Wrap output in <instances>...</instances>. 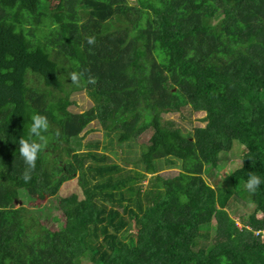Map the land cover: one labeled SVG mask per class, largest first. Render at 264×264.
Masks as SVG:
<instances>
[{"label": "trees", "instance_id": "1", "mask_svg": "<svg viewBox=\"0 0 264 264\" xmlns=\"http://www.w3.org/2000/svg\"><path fill=\"white\" fill-rule=\"evenodd\" d=\"M82 92L93 104L75 112ZM34 113L49 144L25 182L18 141ZM177 113L204 126L183 134L166 120ZM92 124L120 145L152 134L129 170L83 150ZM162 159L179 172L157 174ZM250 172L264 180V0H0V264H264V183L249 194ZM25 198L48 200L42 215ZM239 201L254 208L241 227L228 213Z\"/></svg>", "mask_w": 264, "mask_h": 264}, {"label": "rangeland", "instance_id": "2", "mask_svg": "<svg viewBox=\"0 0 264 264\" xmlns=\"http://www.w3.org/2000/svg\"><path fill=\"white\" fill-rule=\"evenodd\" d=\"M51 3L56 2V0H49ZM130 3L134 4L135 0H128ZM50 6V4H49ZM72 106L70 107L71 110H74L75 112H81L83 110H86L92 106V101L86 96L85 93H78L71 97ZM186 110V108H183ZM203 116L202 113H193V114H167L166 120L172 121L177 127L180 128L183 134L190 135L192 130L195 127L198 126H204V123L200 122V118ZM92 129L94 131L90 133L82 132L81 136H83L82 144L85 146L83 150L87 149V145H91L89 147L92 150H96L98 152L105 153L109 159H111L113 162L118 163L126 169H132L130 166L129 159L133 158V156L140 155V149L142 145H145L148 143V139L152 134V131H148L141 135V137L137 140V142H134L129 145H120L117 136L114 133H108L104 131V129L100 126L99 129L96 130V125L92 124ZM94 145V146H93ZM97 145V147H96ZM240 153L242 151L239 149ZM241 162V156L234 158L229 157L228 161L226 162V165L219 166L216 169H210L209 167H206L204 174L202 176H195L193 178V187H198L199 183L201 181H206L208 184H212L214 179L221 180L222 176L223 178L231 174V172L234 170V168L240 164ZM181 163L176 160L172 159H162L161 161L157 162L158 169L160 170L157 174L165 177H171L176 175L179 172ZM156 174H147L145 179L139 183L142 190L150 188L152 184L154 183V177ZM219 175V176H218ZM221 181L218 182V184ZM224 182H221L220 185H223ZM79 188L77 185L76 178L66 182L62 185V187L59 190L58 195L60 197H67L71 195L72 193H78ZM51 199V198H50ZM49 199V200H50ZM48 201V200H47ZM44 201V203L37 204L35 201L25 198L21 203L25 205L26 208H28L34 216H37L40 209L46 208L48 202ZM253 206L248 204L246 205L244 202L239 201V206L232 205L230 206L228 213L230 217L233 219V223L241 227L240 225V218L245 217V220H247L248 214H250L253 211ZM47 210V209H46ZM47 214V213H46ZM48 216V215H47ZM46 216V217H47ZM201 229L204 231L211 232L212 230V224L208 223L203 226H201ZM131 232H134V229L132 228ZM263 243H264V233H262L261 237Z\"/></svg>", "mask_w": 264, "mask_h": 264}, {"label": "clouds", "instance_id": "3", "mask_svg": "<svg viewBox=\"0 0 264 264\" xmlns=\"http://www.w3.org/2000/svg\"><path fill=\"white\" fill-rule=\"evenodd\" d=\"M87 43L89 45H95V37L89 36L87 38ZM70 80L73 84L79 85L85 80V73L82 71H73L70 73ZM86 82L95 83V79L91 75H88ZM49 128L50 123L47 116L34 113L31 117V124L28 128L27 137H20L18 141V151L26 165L22 174V178L25 182H28L31 179L32 173L36 169V162L40 153L48 147L49 139L45 134L49 131ZM261 183H264V180H262L256 173L250 172L244 187L249 194H254Z\"/></svg>", "mask_w": 264, "mask_h": 264}]
</instances>
